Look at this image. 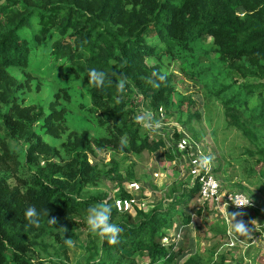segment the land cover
I'll list each match as a JSON object with an SVG mask.
<instances>
[{
  "label": "trees",
  "instance_id": "trees-1",
  "mask_svg": "<svg viewBox=\"0 0 264 264\" xmlns=\"http://www.w3.org/2000/svg\"><path fill=\"white\" fill-rule=\"evenodd\" d=\"M172 60L202 84L205 94L219 100L227 124L252 145L243 152L259 169L251 165L248 173L264 178L261 82L232 79L234 73L264 77V0H0V264H50L42 255L65 253V238H78L69 221L85 217L88 206L97 202L110 207V221L123 231L117 243L109 244L88 230L82 256L74 264H137L143 258L147 264H175V253L160 240L172 224L171 215L180 213L175 206L184 193L189 198L196 193V185L146 209L131 205L133 211L124 206L132 195L121 183L115 205L104 192L85 188L104 172L88 159L93 146L134 153L164 146L135 121L136 97L154 117L161 109L183 112L184 99L193 104L174 89L164 62ZM93 67L106 73L102 88L87 82L86 70ZM153 71L166 77L158 89L148 82L149 77L156 79ZM41 78L51 95L42 104H23L26 90L41 89ZM121 78L126 79L125 89L117 92ZM74 96L80 98V114L102 128V135L92 136L85 124L74 126L67 119V104ZM192 116L199 118V112L188 111L177 120L189 128ZM169 129L176 141L180 138L185 154L188 144L181 142L178 128ZM46 135L50 138L44 139ZM109 164L119 167L113 159ZM29 206L39 213L38 225L24 218ZM181 217L182 223L190 221L188 215ZM221 245L210 247L205 263L190 255L181 264H226L228 249L216 254Z\"/></svg>",
  "mask_w": 264,
  "mask_h": 264
},
{
  "label": "rangeland",
  "instance_id": "rangeland-1",
  "mask_svg": "<svg viewBox=\"0 0 264 264\" xmlns=\"http://www.w3.org/2000/svg\"><path fill=\"white\" fill-rule=\"evenodd\" d=\"M200 60L205 61L204 58H200ZM164 62L166 70L172 75L175 91L179 95L190 97L193 104L189 105L188 100L184 99L180 107L183 112H178L177 108L170 109V113L161 109L155 117L153 116L154 119L160 121V125L155 131L145 129L138 123L142 132L150 134L149 137L153 139L160 137L164 141V146L154 152L146 150L140 153L118 152L110 146H93L92 151L88 154V159L92 164L102 166L104 172L100 173V177L94 184L86 185L85 188L89 192H104L106 200H112L111 205H115L118 204V201L115 200L114 193L117 189V182L121 183L125 190L132 195L131 202L124 205L130 211H133L131 205L146 209L157 205L169 195L181 191L184 186H188L192 182V160L197 157L193 156V159L190 160L192 155L181 152L179 149L180 138L176 141L169 129L177 127L181 138L191 139L197 144L196 153L200 157H210L207 162L211 166L213 165L214 176L221 182L222 188L243 192L251 200L252 207L238 211L228 210L227 219H224L213 205L211 207L208 202L199 198L197 192L190 195V198L189 193L186 192L182 203L175 206L180 213L171 215L172 224L164 229L165 235L160 243L175 253V264H181L190 255L205 263L211 257L210 247L217 242H221L223 245L227 231L232 230L230 222L240 221L246 226L247 232L241 235L232 230L242 240V243L228 249L230 258L226 259L225 263L264 264V178L259 177L257 173L250 176L248 168L252 165L258 170L259 165L256 164L254 158H250L243 152L245 147H252V145L234 125L227 124L219 100L205 94L202 84L195 79H190L178 61ZM232 79L240 83L245 81L261 82L260 90H263L264 95V85H262L264 77L256 75L243 78L234 73ZM41 80L40 90H26L21 100L23 104H42L46 95H51L46 79L41 78ZM33 82H37V80ZM139 98H135L132 107L134 117L141 114L142 106L139 105L140 103L138 104ZM77 100L79 102L80 98L74 96L73 101L67 104L70 109L66 114L67 119H71L74 126L79 123L85 124L92 136L102 135L104 132L102 128L89 119L85 120L80 114ZM251 102L248 104L249 107L252 106ZM188 111L199 112V118L191 117L189 128L188 125H183L177 120L180 115L185 119ZM261 131L264 134V128H261ZM48 138L50 137L44 136V139ZM57 144L59 145V142ZM18 148L19 146L16 145V149ZM170 151L174 155L172 159L167 157V153ZM53 159L58 161L56 156ZM110 159L118 163L117 170L110 166ZM196 170L197 168L194 169V171ZM7 180L14 181L13 177H7ZM199 208L201 212L196 214L195 212ZM181 214L188 215L190 221L182 223ZM83 218L74 216L69 221L78 235V238L68 237L74 241L73 246L67 245L69 249L65 253L60 252L59 257L42 255V258L50 264H56L50 262L51 259L55 262L62 260L57 264H74V259L79 260L83 252L82 244L87 240L86 233L89 230L85 223V217ZM55 231L60 233L61 230L55 228ZM171 244L173 246H170ZM224 249H226L224 246L220 247L216 254H220ZM50 251L52 252V248ZM217 256L212 258L217 259ZM136 262L137 264H147L148 259H136Z\"/></svg>",
  "mask_w": 264,
  "mask_h": 264
},
{
  "label": "clouds",
  "instance_id": "clouds-1",
  "mask_svg": "<svg viewBox=\"0 0 264 264\" xmlns=\"http://www.w3.org/2000/svg\"><path fill=\"white\" fill-rule=\"evenodd\" d=\"M152 76L156 77L155 80L148 78V82L155 89L161 87V84L165 81L166 77L164 74H157L155 71L152 72ZM87 82L93 87L102 88L104 86V81L106 79V73L103 70H98L97 68H89L86 70ZM126 79L121 78L116 82L117 92H123L125 89ZM135 121L142 125L145 129H150L155 131L159 127L160 121L154 119L153 113L150 109H141V114L134 117ZM125 141H121L124 144ZM210 157L201 156L199 163L201 166L207 163ZM196 164L197 161L193 160ZM46 214V212H45ZM111 209L107 204L97 202L95 204L89 205L86 209L85 223L89 231L98 235L101 239H106L109 244H115L118 242V238L123 229L117 223L110 221ZM24 218L29 224L38 225L39 224V213L34 206H29L24 211ZM49 224L54 223V219H48ZM231 223L232 230L243 235L247 232V228L243 222L237 221ZM65 244L68 246H73L74 241L71 238H65Z\"/></svg>",
  "mask_w": 264,
  "mask_h": 264
},
{
  "label": "built area",
  "instance_id": "built-area-1",
  "mask_svg": "<svg viewBox=\"0 0 264 264\" xmlns=\"http://www.w3.org/2000/svg\"><path fill=\"white\" fill-rule=\"evenodd\" d=\"M182 143L188 144V149L185 151V154H190L193 159V156H196L197 163L194 164L192 160L193 171H191L192 182L188 186H197V194L206 203L208 202L211 207H215L220 214L223 215L224 219H227L228 210H242L244 208L250 207L251 200L247 195L241 191H235L230 189H223L221 182H219L215 174V169L213 165L211 166L208 162L199 166V154L196 153L197 144L194 143L191 139L181 138ZM181 146V144H179ZM181 150V148L179 147ZM197 168L196 171L194 169ZM242 240L238 238L231 230L226 233V240L223 243V246L226 249H230L231 246L236 244H241Z\"/></svg>",
  "mask_w": 264,
  "mask_h": 264
},
{
  "label": "crops",
  "instance_id": "crops-1",
  "mask_svg": "<svg viewBox=\"0 0 264 264\" xmlns=\"http://www.w3.org/2000/svg\"><path fill=\"white\" fill-rule=\"evenodd\" d=\"M235 211V210H234ZM237 211V210H236Z\"/></svg>",
  "mask_w": 264,
  "mask_h": 264
}]
</instances>
